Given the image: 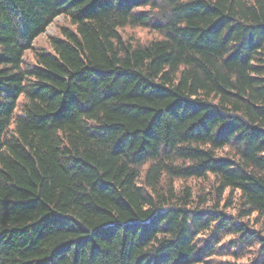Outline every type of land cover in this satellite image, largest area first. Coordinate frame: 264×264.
Listing matches in <instances>:
<instances>
[{"label": "trees", "instance_id": "obj_1", "mask_svg": "<svg viewBox=\"0 0 264 264\" xmlns=\"http://www.w3.org/2000/svg\"><path fill=\"white\" fill-rule=\"evenodd\" d=\"M0 264H264V0H0Z\"/></svg>", "mask_w": 264, "mask_h": 264}, {"label": "rangeland", "instance_id": "obj_2", "mask_svg": "<svg viewBox=\"0 0 264 264\" xmlns=\"http://www.w3.org/2000/svg\"><path fill=\"white\" fill-rule=\"evenodd\" d=\"M58 21V22H57ZM56 22L52 23L45 34L39 37V42L41 44L46 42L47 35H53L56 33L58 24L63 22V17H59Z\"/></svg>", "mask_w": 264, "mask_h": 264}]
</instances>
